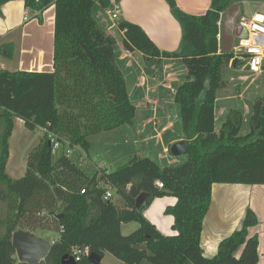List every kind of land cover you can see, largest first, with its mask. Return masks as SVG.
<instances>
[{
    "label": "trees",
    "instance_id": "trees-1",
    "mask_svg": "<svg viewBox=\"0 0 264 264\" xmlns=\"http://www.w3.org/2000/svg\"><path fill=\"white\" fill-rule=\"evenodd\" d=\"M13 1H23L33 14L54 8L53 71H0V264H20L11 245L18 230L58 234L40 264H61L74 248L85 252L75 264H90L91 253L103 259L105 252L120 264H258V238L248 236L258 220L249 209L240 228L220 241L214 257L205 258L200 246L214 184L264 185V97L251 106L248 135L239 136L243 116L238 110H231L215 132L216 93L225 87L221 71L233 59L219 50V22L233 0H211L210 9L199 16L165 0L182 28L178 53L163 54L138 25L118 23L126 50L147 61L170 58L184 65L186 79L174 102L187 151L178 165L160 167L137 154L114 172L93 161L85 167L78 162L91 158L89 137L134 127L136 110L115 60V40L93 16L95 2L102 0H0V11ZM14 119L29 131H46L18 180L5 172ZM47 134L65 149L56 158ZM107 189L116 201L103 200ZM141 194L148 198L136 208ZM163 197L176 199L164 210L173 220L174 235H163L143 216L154 199ZM129 223L138 229L123 236L121 225Z\"/></svg>",
    "mask_w": 264,
    "mask_h": 264
},
{
    "label": "crops",
    "instance_id": "crops-1",
    "mask_svg": "<svg viewBox=\"0 0 264 264\" xmlns=\"http://www.w3.org/2000/svg\"><path fill=\"white\" fill-rule=\"evenodd\" d=\"M257 3L258 8H264L262 1ZM175 5L188 15L199 16L210 9L211 0H175ZM230 7L232 9L229 14L225 15L228 8L221 15L218 47L222 52L232 48V53L237 38L231 44L230 34L233 25H237L241 9L234 3ZM116 8L119 14L118 18L113 20L110 12ZM259 14L262 13L255 11L251 19ZM93 16L101 30L115 40L116 63L124 76L126 88L128 84L131 85L130 93L127 88L131 103L137 112H141L140 120L134 119V127L124 126L114 130L120 131L115 135L118 140L115 142V149L123 146L124 136L125 144L131 143L130 149L134 150L136 144L142 145L146 156L160 167L183 163L186 159L178 163L175 158H171L169 148L174 143L185 141L182 128L180 133L171 130L178 127L179 121L181 124L179 107L174 102V96L176 89L186 79V69L179 59L159 58L151 62L145 60L137 51L126 50L123 46V32L117 27L122 21L136 24L161 53L173 54L178 53L181 48L182 28L179 21L165 0H102L95 2ZM25 17H28V20L25 21ZM53 31V7L42 14H33L25 9L23 1L3 5L0 11V71L52 72ZM233 68L243 70L238 61ZM242 94L239 89V100ZM235 97L226 94V84L217 91L214 106L216 133L231 110L242 109L243 116L249 113L248 105H236L232 102ZM20 124L24 127L21 120L14 119V126ZM89 138L90 150H93V143ZM8 151L10 155V149ZM92 163L98 168H107L100 160ZM155 201H158L156 213L152 210ZM175 203L176 199L173 197L156 198L144 211L143 216L163 235L169 234V230L164 229L166 222L163 214L166 207H172ZM248 209L254 212L258 220V224L248 230V236L258 238V264H264V185L212 186L211 205L203 221L200 237V246L205 258L214 257L220 241L240 228Z\"/></svg>",
    "mask_w": 264,
    "mask_h": 264
},
{
    "label": "rangeland",
    "instance_id": "rangeland-1",
    "mask_svg": "<svg viewBox=\"0 0 264 264\" xmlns=\"http://www.w3.org/2000/svg\"><path fill=\"white\" fill-rule=\"evenodd\" d=\"M264 0H233L234 5H237L241 9V14L237 18L236 24L239 25L242 19H246L248 21L251 20L252 15L255 11H259L260 13L264 14V8H258L257 2ZM30 18V17H29ZM238 40H235V44H237ZM16 58V57H15ZM238 57H233L230 61L229 67H224L221 71L222 80L226 84V94L230 96H236L235 99L232 101L236 105L244 106L248 105L249 113L243 116L242 109L239 112L243 116V120L240 125L239 129V136L244 137L251 132V104L254 102L256 98H263L264 97V73H262L261 77H256L254 74H250L241 70L240 68H233V65L236 64L238 61ZM127 88L130 93L131 85L128 84ZM240 89L242 96L239 100L238 97V90ZM254 97H256L254 99ZM234 98V97H233ZM253 101V102H252ZM251 105V106H250ZM140 111H136L135 120H140ZM250 114V115H249ZM134 120V121H135ZM136 122V121H135ZM178 127H175L171 131L174 133L181 132V124L180 121L178 122ZM127 128V127H125ZM123 128V130H125ZM120 131H110L101 134H97L95 136H91L89 140L93 143V150H90L91 158H86L84 163V167L92 164L93 162H98L100 160L102 163L105 164L108 171L114 172L119 165L126 164L134 155H142L146 156V153L141 150L140 145H134V150L130 149L131 143L125 144V137L123 136V146H119V148L115 149V142L118 140L116 139V134ZM124 132V131H123ZM172 132H169L171 134ZM44 137V133L38 129L35 131H29L26 128L22 127V125H17L13 127V135L9 138L8 144L10 149L9 159L6 163V174L12 180H18L22 178L25 174L26 170V163L29 155L38 147L41 142V139ZM153 145V143H152ZM128 147V150H127ZM114 149V150H113ZM136 149V150H135ZM52 150L54 157L60 155L63 152V147L52 143ZM174 158V157H171ZM178 163L184 161L186 159L185 156H180L175 158ZM114 193V192H112ZM117 197L113 194L112 201H116ZM155 205H153L152 210L157 212L158 201H155ZM163 219H165L166 226L164 229L168 231L169 234L165 235H174L173 231H170V225H172V218L169 215L163 214ZM138 229L137 223H129L121 225V234L123 236L130 235L132 232ZM34 235L48 241L52 244L54 241L57 240L58 234L56 232H52L49 230H41L34 232ZM102 264H120V261L117 260L111 254L105 252L103 259L101 261Z\"/></svg>",
    "mask_w": 264,
    "mask_h": 264
},
{
    "label": "built area",
    "instance_id": "built-area-1",
    "mask_svg": "<svg viewBox=\"0 0 264 264\" xmlns=\"http://www.w3.org/2000/svg\"><path fill=\"white\" fill-rule=\"evenodd\" d=\"M119 11L116 8L110 15L113 20L118 18ZM24 20H28L25 17ZM239 26L243 29V35L237 38V44L233 48V57H238V62L243 70L250 74L260 75L264 72V14L255 15L250 21L242 19ZM43 133L46 132L43 129H39ZM47 138L51 143H54V136L47 134ZM71 155V150L67 151V157ZM79 164H84L83 157L78 159ZM158 189H162L163 185L160 182H156ZM84 193V191H81ZM113 199V193L110 189H107L103 195V200L111 201ZM85 252L79 248L73 249V255L71 256L74 262L80 260Z\"/></svg>",
    "mask_w": 264,
    "mask_h": 264
},
{
    "label": "water",
    "instance_id": "water-1",
    "mask_svg": "<svg viewBox=\"0 0 264 264\" xmlns=\"http://www.w3.org/2000/svg\"><path fill=\"white\" fill-rule=\"evenodd\" d=\"M231 7L225 12L229 14ZM243 29L239 25H233L232 32L230 34V43L233 44L235 38H239L243 35ZM230 44V45H231ZM232 48L226 49L225 52H231ZM187 151L186 141H179L174 143L169 148V153L172 157L177 158L184 156ZM148 198V194H141L135 201V207L140 208L145 199ZM11 245L14 249L16 259L20 264H40L47 257L51 244L37 236L34 233L28 231L18 230L12 234ZM87 260L90 264H100L102 258L99 254L91 253L88 255ZM61 264H75L74 260L70 256H63L61 258Z\"/></svg>",
    "mask_w": 264,
    "mask_h": 264
}]
</instances>
